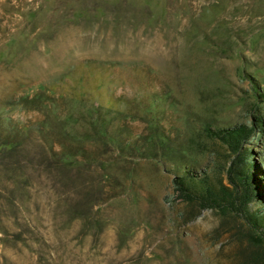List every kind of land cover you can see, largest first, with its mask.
I'll use <instances>...</instances> for the list:
<instances>
[{
	"label": "rangeland",
	"instance_id": "374dc122",
	"mask_svg": "<svg viewBox=\"0 0 264 264\" xmlns=\"http://www.w3.org/2000/svg\"><path fill=\"white\" fill-rule=\"evenodd\" d=\"M42 84L86 89L89 103L123 111L139 141L86 186L0 169V264H240L252 248L242 217L177 196L176 163L153 156L148 136L185 147L199 174L224 171L225 146L202 128L264 116V0H0V109L42 117L11 103ZM247 145L264 221V132Z\"/></svg>",
	"mask_w": 264,
	"mask_h": 264
},
{
	"label": "trees",
	"instance_id": "16d2710c",
	"mask_svg": "<svg viewBox=\"0 0 264 264\" xmlns=\"http://www.w3.org/2000/svg\"><path fill=\"white\" fill-rule=\"evenodd\" d=\"M73 87L57 93L42 84L14 98L11 103L42 112L43 116L34 120H20L0 109V169L12 181L44 178L56 187L69 183L86 186L89 175L93 182L101 175L114 174L110 156L115 150L137 149L139 139L133 138L120 121L123 111L89 103L86 89ZM202 129L208 138L225 146L228 159L224 161V171L199 174L194 167L186 166L185 147L157 143L170 138L160 129L148 136L154 142L151 154L156 156L161 149L174 159L177 171L172 184L177 196L196 202L200 208L213 207L222 215L241 216L243 225L238 231L252 248L242 251L240 264L259 262L264 257V221L251 203L263 194L262 179L256 171L261 168L247 144L264 132V116L254 114L251 122L223 126L206 123ZM123 183H127V177Z\"/></svg>",
	"mask_w": 264,
	"mask_h": 264
}]
</instances>
